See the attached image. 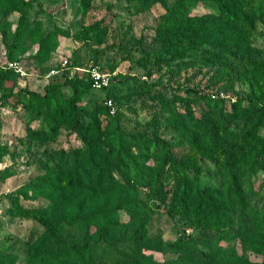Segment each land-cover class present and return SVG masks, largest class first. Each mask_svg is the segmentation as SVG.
<instances>
[{"label": "rangeland", "instance_id": "obj_1", "mask_svg": "<svg viewBox=\"0 0 264 264\" xmlns=\"http://www.w3.org/2000/svg\"><path fill=\"white\" fill-rule=\"evenodd\" d=\"M180 4L181 0H0V100L3 93L17 91L16 96L0 102V264H72L69 257L49 250L36 252L34 241L48 233V229L34 217L19 215L17 204L50 222L65 213L57 229L58 236L82 244L97 240L113 248L115 258L140 251L162 264H182L187 252L197 258L216 249L237 247L244 258L254 264H264V232L253 231L236 237L206 230L190 217L169 211L176 182L171 172L165 173L158 186L161 188L154 191L131 178L123 166L142 156L138 161L143 162L142 169L148 175L159 168V156L140 153L137 143L143 139L153 150L150 142L154 119L160 124L162 137L171 141L175 155L187 156L190 144L183 134V126L194 128L187 109L201 118L209 117L214 110L210 101L200 95L206 93L213 99L233 102L232 98L237 101L264 93V76L245 65L233 46L219 47L193 40L178 47L176 53L167 46L158 29L170 14L173 13L177 24L186 15L204 18L216 10L212 1ZM174 7H178V11H173ZM24 8L28 11L29 23L20 47L11 50L9 46ZM99 21L101 25L97 26ZM42 38L46 46L44 56L40 54ZM252 41L264 49L262 22L252 35ZM10 53L22 62L28 75L10 72L1 76L7 61L12 59ZM63 65L66 66L63 68ZM95 66L109 77L111 88L92 89L80 103V109L86 119L97 118L104 130L109 127L102 146L111 159L118 153L121 169L118 167L114 176L135 187L131 192L118 187L113 197L138 195L153 209L149 214L139 211L134 219L122 211L125 223L110 231L97 227L94 221H84L87 206L74 202L69 209L57 208L56 211L53 200L26 188L45 176L52 166L67 163L68 170L73 172L77 165H84L92 156L86 132L75 130L72 118L60 124L49 109L41 108L39 114L29 111L20 99V89L28 87L44 92L47 83L63 79L60 75H51L52 69L59 73L65 71L64 77L69 71L70 76L87 78ZM180 84L188 90L178 93ZM65 94L70 97L72 90L66 89ZM110 99L114 108L108 103ZM106 106L110 107V114L102 111ZM228 106L227 110H231ZM241 125L242 120L237 124L231 122L229 129L235 130L238 136ZM262 126L260 133L264 135V124ZM40 132L50 136L44 139L39 136ZM114 132L123 136L125 144L121 149L108 141ZM145 156L150 157L148 162L143 159ZM226 179L224 171L214 163L203 164L201 183L219 185ZM242 183L248 199L264 208V169L243 173ZM104 231L108 239L104 238ZM180 238L194 239L182 253L146 247L160 240L171 243ZM105 258L95 252L90 264H106Z\"/></svg>", "mask_w": 264, "mask_h": 264}, {"label": "trees", "instance_id": "obj_2", "mask_svg": "<svg viewBox=\"0 0 264 264\" xmlns=\"http://www.w3.org/2000/svg\"><path fill=\"white\" fill-rule=\"evenodd\" d=\"M199 1L214 2L215 12L207 13L204 18L186 15L185 19L177 24L173 13L170 14L158 29V34L167 46H170L174 53L178 47L193 40H201L219 47L233 46L237 53L241 54V60L245 65L253 67L255 73L264 76V49L255 46L252 41V35L258 29L259 23L264 24V0H181L180 5H193ZM178 7H174L173 11H178ZM28 23V11L24 8L9 46L11 50L20 47ZM100 25L101 22H97V26ZM44 39H41L40 44L42 56L46 54ZM185 54L183 51V56ZM9 56L11 60H18L14 59L11 53ZM10 72L16 73L8 68L1 71V76L5 77ZM254 72L252 71V76H255ZM69 73L68 71L66 77L65 71L53 75H60L63 79L47 83L44 92L22 87L20 99L33 113L39 114L41 108L49 109L60 124L72 118L73 128L79 132H86L92 157L84 165H77L73 172L68 170L67 163L52 166L45 176L38 178L34 184L26 185V188L53 200V209L56 211L57 208L67 210L74 202L82 207L87 206L84 221L87 223L94 221L97 227H105L110 231L117 225L125 223L122 222V211H126L131 219H134L139 211L149 214L153 209H149L143 198L138 195L130 198L126 195L113 197L118 187H123L127 192L135 190V187L119 181L114 176L115 170L118 167L121 169L118 153L111 159L107 149L102 146V140L106 138L109 127L104 130L97 118L86 119L80 109L82 100L94 89L92 78L90 75L87 78L70 76ZM68 88L72 90L70 97L65 94ZM110 88L111 83L103 89ZM187 90L182 84L177 88L178 93ZM16 95L17 91L12 89L3 93L1 100ZM200 98L209 100L214 110L209 113V117L201 118L187 109L188 116L194 124L193 129L183 126V134L190 144L187 156L175 155L171 141L162 137L160 124L154 119L150 142L153 150L152 147H147L143 139L137 143L140 153L150 154V157L159 156L161 160L159 168L153 175H148L147 171L144 172L142 169L143 162L138 161L142 156L136 157L134 163L123 166L128 169L131 178L154 191L161 188L158 186L165 173L171 172L170 175L176 182L169 202V211L172 214L190 217L196 225L206 230L218 234H232L236 237L253 231L264 232V208L257 207L248 199V192L242 183L243 173L264 169V135L260 133L264 124V93L258 97L253 95L245 99L241 97L233 102L224 98L213 99L206 93L200 95ZM228 105L231 106V110H227ZM102 111L110 114V107L106 106ZM115 116L119 120L118 113ZM240 120L241 133L236 136L237 132L229 128L231 122L237 124ZM108 125L109 123L106 126ZM39 136L47 139L50 135L40 132ZM108 141L114 142L120 149L125 144L120 132L112 133ZM150 157L145 156L143 159L148 162ZM207 162L214 163L224 171L227 178L225 183L214 185L200 182V172L203 164ZM240 169L243 171L240 172ZM98 198L101 200L98 201ZM16 210L19 215L38 219L48 229L50 236L44 233L34 241L36 252L49 250L54 254L69 257L72 264H90L91 256L95 252L106 256V264H162L140 251L120 254L118 255L120 257L115 258L112 252L114 249L97 240L86 244L63 240L58 236L57 229L64 221L65 213L50 222L33 211L23 209L20 204H17ZM103 233L104 238L108 239L107 231ZM140 238L143 239L144 236L140 235ZM193 241L194 239L185 241L180 238L178 241L166 243L160 240L154 245L147 244L146 247L160 252L170 250L182 253L188 243ZM189 254L185 253L182 264H254L244 258L237 247L216 249L197 258Z\"/></svg>", "mask_w": 264, "mask_h": 264}, {"label": "built area", "instance_id": "obj_3", "mask_svg": "<svg viewBox=\"0 0 264 264\" xmlns=\"http://www.w3.org/2000/svg\"><path fill=\"white\" fill-rule=\"evenodd\" d=\"M64 66L66 65H63V68ZM5 69H12L14 70L16 73L22 75V76H26L28 75V71L24 68V65L22 64L21 61L19 60H9L7 61L6 65L4 66ZM60 71L57 70V69H52L51 70V75L53 74H57L59 73ZM89 75L90 77L92 78L93 80V85H94V88H97V89H102L104 87H108L109 84H110V80H109V77L104 74V73H101L99 71V68L97 66L93 67L92 69H90L89 71ZM233 101H235L236 99L232 98ZM109 105L111 107L114 108V105H113V102L112 100L110 99L108 101Z\"/></svg>", "mask_w": 264, "mask_h": 264}]
</instances>
